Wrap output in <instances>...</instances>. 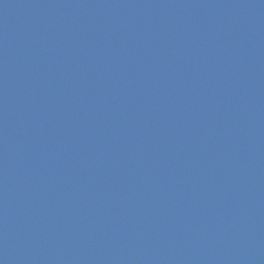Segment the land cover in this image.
Listing matches in <instances>:
<instances>
[{"label":"water","instance_id":"1","mask_svg":"<svg viewBox=\"0 0 264 264\" xmlns=\"http://www.w3.org/2000/svg\"><path fill=\"white\" fill-rule=\"evenodd\" d=\"M0 264H264V0H0Z\"/></svg>","mask_w":264,"mask_h":264}]
</instances>
